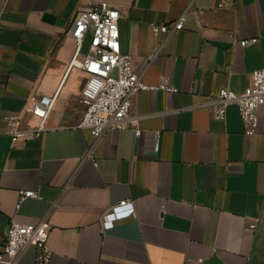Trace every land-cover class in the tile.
Wrapping results in <instances>:
<instances>
[{
	"label": "crops",
	"instance_id": "crops-1",
	"mask_svg": "<svg viewBox=\"0 0 264 264\" xmlns=\"http://www.w3.org/2000/svg\"><path fill=\"white\" fill-rule=\"evenodd\" d=\"M226 1L195 0L200 24L189 14L158 48L149 25L175 19L186 0H0V243L12 219L45 218L48 264H264V106L246 134L233 104L222 119L210 104L219 88L240 93L264 69V0ZM99 3L119 10L120 48L142 81L177 91L137 92L130 115L141 134L108 130L86 158L92 137L76 124L90 34L70 67L65 30ZM55 92L47 129L12 142L4 116ZM35 122L24 115L22 126ZM26 190L40 198L16 208ZM123 199L133 216L101 231L103 212ZM19 264H35L33 246Z\"/></svg>",
	"mask_w": 264,
	"mask_h": 264
},
{
	"label": "built area",
	"instance_id": "built-area-1",
	"mask_svg": "<svg viewBox=\"0 0 264 264\" xmlns=\"http://www.w3.org/2000/svg\"><path fill=\"white\" fill-rule=\"evenodd\" d=\"M195 0H186L179 15L167 23H151V34L158 41V48L167 36L183 29L189 14L193 15L195 24H200V10L194 6ZM226 0H214L217 9L227 8ZM119 10L106 3H99L78 10L68 22L65 34L75 42V51L70 61V67L76 63V56L82 46L86 33L90 34L87 53L79 62L80 68L87 78L79 94V101L84 106L76 127L86 130L92 137L85 157H92V148L97 140L108 130H120L126 127L132 129L135 136L141 134L138 118L132 117L131 99L141 90H161L176 92L177 89L160 83L147 85L141 75L136 73L130 63V55L123 53L119 44L118 19ZM230 37H233L230 35ZM256 38L242 39L240 43L247 45ZM157 53L148 55V61ZM57 92L53 95L32 94L25 100L22 109L17 113L4 116L7 132L12 142L29 140L38 137L46 129V121L52 111ZM213 114L222 119L226 107L233 104L242 123L243 131L252 134L256 130L257 109L264 106V69H255L250 74L249 84L240 93H235L226 87H221L210 102ZM35 118L34 125L22 126L23 116ZM156 148V147H155ZM40 198L38 190L22 191L19 204L26 198ZM133 204L129 199H123L110 205L99 220L101 231L113 227L114 223L132 217ZM255 223H250L248 229L253 230ZM48 225L45 218L37 223H20L11 220L4 239L0 243V264H19L24 250L35 248V264H48L50 251L47 246Z\"/></svg>",
	"mask_w": 264,
	"mask_h": 264
}]
</instances>
